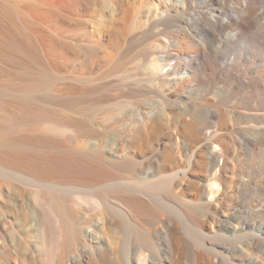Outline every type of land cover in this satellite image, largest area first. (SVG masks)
I'll return each instance as SVG.
<instances>
[{
    "label": "bare ground",
    "instance_id": "obj_1",
    "mask_svg": "<svg viewBox=\"0 0 264 264\" xmlns=\"http://www.w3.org/2000/svg\"><path fill=\"white\" fill-rule=\"evenodd\" d=\"M37 2L22 11L0 0V22L14 32L0 26V264H264V181L239 151L264 146V111H237L255 122L234 128L223 107L188 118L170 105L155 114L138 106L139 124L120 130L115 110H94L104 102L98 76L59 84L52 60L64 24L80 22L75 59L118 74L121 42L151 30L149 62L138 65L165 98L221 78L223 90L245 85L263 108L264 31H252L260 1ZM248 32L247 57L262 64L249 76L234 55L218 72L220 50ZM28 38L44 49L42 67L25 52Z\"/></svg>",
    "mask_w": 264,
    "mask_h": 264
},
{
    "label": "rangeland",
    "instance_id": "obj_2",
    "mask_svg": "<svg viewBox=\"0 0 264 264\" xmlns=\"http://www.w3.org/2000/svg\"><path fill=\"white\" fill-rule=\"evenodd\" d=\"M3 1L12 4L14 7L21 9L22 11H26V9H28V8L29 9H31V8L37 9V8H40V6H41L40 3L37 2L38 0L37 1L36 0H3ZM76 1L78 2V5H81L82 7L85 5L84 7H89L88 9H90L92 7V5L94 7H96L95 2L97 0H80L81 3L79 2V0H76ZM259 1H260V3L258 4V8L260 9L264 6V0H259ZM36 2L39 3V7L37 6L38 4H36ZM23 5H26V7ZM203 8L204 7H200V6L197 7L198 10H202ZM142 10L144 12V8ZM143 12H141V14H140L141 16L144 15ZM89 14L85 15V18L87 20L89 18H91V14L90 15ZM77 23H80V22H76L75 24H70V23L64 24V26H65L64 28H65V30H67V32H66V36L61 37L59 40L62 44L59 43V41H57V44H55L56 46L54 45L55 47L54 46L52 47L53 53L56 52V53H54L52 60H54L53 63L55 62L54 65H56L55 68L57 71H55V73H56V76L58 77V80H59L58 83L59 84L66 83L67 81H69L68 78L72 79V78L79 77V76H80V78L81 77L82 78L83 77L89 78L90 75L94 78H97V76H98L99 80L97 79V81H101L102 83L100 82L101 83L100 84L97 82V84L101 85V86L99 85V91L100 92L102 91V93H100V96H101V99L104 100V102L101 103L100 105L94 106L95 107L94 110L97 112L98 106H99L98 108H100L101 106H103L101 108H104V106L106 108V106H107V108L115 110L114 115H116V119H118V120L123 119L124 120V124L119 126L120 130H123V129L125 130L126 128H131L132 126H136L139 124L138 120L141 118L140 117L141 110L138 108V106H142V108H144V110L146 112L150 110L151 112L149 111V113L155 114L157 112H160L161 104H163L164 106L170 105L174 109H176L178 111L180 110V112H182L184 114L186 113V116L188 118L195 116L196 114H198V112L200 110L205 109L207 106H211L213 109H215V108L217 109L218 107H223L226 110V112L228 111L227 113L229 114L230 123L234 128H236L237 125H239V126L245 125L246 126L248 123H254L255 122L250 117L239 116L237 111L248 112V113L257 112L258 110H255L254 108H258V109H261V111H264V107L263 108L262 107L261 108L256 107L255 98L248 97V90L249 89L245 85L239 84L233 88L232 92H226L222 88V86L226 85V83L224 81H222L221 78L214 79L213 81H211L210 84H208L204 81H196L194 84L190 85V87H188L186 89L184 94H181L179 97H176V96L171 97L170 96V97L165 98L166 95H164L160 92V87L159 86L156 87V85H154L155 82L151 80L148 73L145 71V66L138 65L140 58L143 59L145 63L149 62V58L145 52V49L148 46L152 45V43H156L155 41L157 38V36L153 37L155 35L153 34V31H151V30L150 31L142 30L137 35V39L135 38L133 41L130 40L129 43H128V41L127 42H124V41L121 42L122 47H121L120 53H118V55H117L116 60L120 62V59H122V60L125 59L126 61L124 60L125 63H123L125 65H123L122 67L125 66L126 69L121 70V69H123L121 67V69L119 70L120 74L116 73L118 71L114 72L113 70L112 71L108 70L109 72H107V71L105 72L103 69H99V68L97 69L96 67H94L95 69H93L90 65H88L89 67L87 65H82V61L84 60V57L81 59H78V60L75 59V57H74L76 54V51L78 52L80 50V46H79V44L76 43V41H77L76 39H78V38L80 39L84 35L83 34L84 30L82 31L83 26L81 27L80 24L78 26ZM76 25L78 28L76 27ZM0 26H3L6 29V32L9 35H11V37H13V35H14L13 29L9 28L6 23L0 22ZM80 28H81V30H80ZM170 29L172 31H175L177 29V26L174 25ZM153 30L156 31L157 28H154ZM194 31L198 33L197 28H194ZM252 31L253 32L254 31H258V32L264 31V15L262 17H259L258 19L257 18L255 19V25H254V28L252 29ZM75 32H77V33L75 34ZM81 34H83V35H81ZM149 34H150V36H149ZM149 37L150 38L152 37L151 38V39H153V41H151L152 43L149 41V39H150ZM62 40L65 42H63ZM255 41H256L255 37L252 36V33L248 32L245 34L244 39H239L233 43H230L227 47H224L223 49H221L220 50L221 55L219 57V62L222 66H219L217 68V71L224 73V71H225L224 66L227 62V59L228 58L231 59V57L233 58L234 55H237L241 58V59H238V62L240 63V67L242 69L246 70V74L250 76L252 69H254V68H256V66L262 64L259 59L258 60L252 59V58L250 59L247 57L248 54H251L252 49H254L253 47H255L254 46ZM28 42H29L31 47L30 46H29L30 48L27 47V49L25 51L26 54L29 57L36 54L35 58L37 59V61H36L37 64L35 63L34 66L42 67L41 61H44L43 58H45V55H44L45 52L43 53V51H44L43 47L40 44H38V42L35 43L36 41H33L31 39H29ZM147 42H149V43H147ZM59 44H61V45H59ZM38 45H39V47H38ZM32 46H33V48H32ZM40 46L42 47V49ZM59 46H62V47H59ZM56 47H59L60 50L57 51L58 48L56 49ZM68 49H69V51H68ZM20 50H21V48H20ZM63 50H65V51H63ZM60 51H63L62 52L63 54L64 53H67V54L63 55ZM176 51L177 50H175V53H177ZM40 53H43V54H40ZM72 53H74V54H72ZM121 53H123L124 55ZM101 54L102 53H100V55ZM60 56H61V58H59ZM130 56H132V57H130ZM40 57L42 60L39 59ZM118 57H119V59H118ZM129 57L131 59H134V60H131ZM47 58H46V60H47ZM127 58L130 60L129 62H128ZM68 59H70L71 62ZM64 60L67 62H65ZM131 61H132V63H131ZM28 62H30V61H28ZM39 62H40V64H39ZM126 62L129 64H127ZM64 64H66V65H64ZM131 66L133 68H131ZM79 71H80V74H78ZM89 71H92V73L96 72V71H98V72L92 74ZM122 71H123V73H121ZM101 72H103L102 74L104 75V77L102 74L99 75V73H101ZM112 72H114V73L112 74ZM203 72L204 71L200 72V74L203 75ZM207 72H209V71H207ZM106 73L108 75H105ZM94 74H95V76H94ZM59 75H61L62 77ZM101 75H102V77H101ZM135 75H137L136 78H135ZM65 76H68V77H65ZM59 77H61V79H59ZM122 77H124V78H122ZM145 77H149V78H145ZM139 78H141L142 80ZM137 79H139V80H137ZM243 79H245V77H243ZM109 80H111V82ZM122 80H123V82H122ZM60 82H62V83H60ZM118 91H119V93H118ZM132 91L139 92V93H134ZM133 97L135 98V100H132V99H134ZM192 101L196 102L197 105L193 106ZM156 104H158V106H156ZM204 105H206V106H204ZM121 107H123L122 110H120ZM212 121H215V120L212 119ZM175 129H176V126H172V128L170 130L177 132V129L176 130ZM209 129H210V131L216 132V128H208V129H206V132H209ZM238 133L239 132H237V131L234 132V134L240 138V134H238ZM243 134L246 136L248 135L247 133H243ZM81 144L83 145L84 143H81ZM196 148H194V149H196ZM239 151L243 152V154H241V159H242V165L244 167V170L251 171L252 174L256 176V180H258L259 182L264 181V146H258L257 148H255L253 150H248L247 147L241 146V147H239ZM262 197H264V195H262ZM256 198H257V196H253L254 200H256Z\"/></svg>",
    "mask_w": 264,
    "mask_h": 264
}]
</instances>
